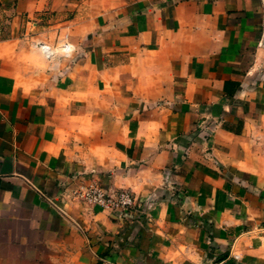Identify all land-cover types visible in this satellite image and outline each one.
I'll return each instance as SVG.
<instances>
[{
	"label": "crops",
	"instance_id": "crops-1",
	"mask_svg": "<svg viewBox=\"0 0 264 264\" xmlns=\"http://www.w3.org/2000/svg\"><path fill=\"white\" fill-rule=\"evenodd\" d=\"M0 264H264V0H0Z\"/></svg>",
	"mask_w": 264,
	"mask_h": 264
},
{
	"label": "built area",
	"instance_id": "built-area-1",
	"mask_svg": "<svg viewBox=\"0 0 264 264\" xmlns=\"http://www.w3.org/2000/svg\"><path fill=\"white\" fill-rule=\"evenodd\" d=\"M41 47L49 57L57 52L55 49H50L44 45ZM58 48L64 57H68L73 50V46L68 42H63ZM70 192L75 201L99 206L103 210L119 216H126L128 211L135 207L133 194L127 189L103 188L95 182L81 181ZM235 257L238 258L237 255Z\"/></svg>",
	"mask_w": 264,
	"mask_h": 264
},
{
	"label": "bare ground",
	"instance_id": "bare-ground-1",
	"mask_svg": "<svg viewBox=\"0 0 264 264\" xmlns=\"http://www.w3.org/2000/svg\"><path fill=\"white\" fill-rule=\"evenodd\" d=\"M37 46V45H36Z\"/></svg>",
	"mask_w": 264,
	"mask_h": 264
}]
</instances>
